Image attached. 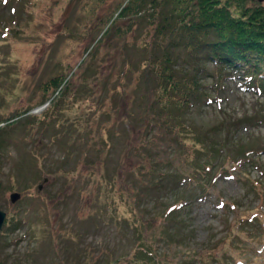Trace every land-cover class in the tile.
I'll return each mask as SVG.
<instances>
[{"label": "rangeland", "instance_id": "obj_1", "mask_svg": "<svg viewBox=\"0 0 264 264\" xmlns=\"http://www.w3.org/2000/svg\"><path fill=\"white\" fill-rule=\"evenodd\" d=\"M117 1L0 0V204L6 210L0 228L2 264H107L112 257L131 250L137 241L130 224L132 202L138 204V210L149 212L191 193L192 185L175 182L172 174L180 165L190 168L191 161L182 163L168 131L158 129L153 136L156 147L171 148L170 159H161L157 166L169 170L168 186L151 189L144 184L145 169L128 170L133 155L125 156L130 137L127 123L132 114L125 117L122 111L126 99L130 107L138 104L132 99L145 83L139 78L136 86L137 74L129 72L122 94L119 88H112L114 76L109 74L123 55L132 61L142 55L143 49L133 41L148 33V19L137 16L136 26L128 28L125 35H102L91 63L81 62L102 31L101 22L92 24L105 17ZM95 70L104 72V79H97ZM61 73L69 74L72 88L61 95L55 112L47 114L50 102L44 93L54 85L44 87V82ZM200 74L210 96L185 107L184 119L192 126L200 125L209 138L213 133L240 137L254 146L264 141V87L257 78H248L239 67L223 68V77L210 70ZM91 88L99 94L98 100L89 94ZM19 112L17 120L4 122ZM38 112L42 119L34 118L32 113ZM238 117L241 120L228 128L229 121ZM135 118L140 126L132 132L137 134L145 126L141 117ZM101 124L117 127L103 156ZM230 146L235 149L236 145ZM258 150L264 162V148ZM215 156L208 191L190 197L173 220L155 216L157 221L173 222L174 239L161 238L154 246L167 258L180 257L182 248L193 244L196 250L210 247L213 264H264L262 167L251 161L234 166L226 157ZM216 161L230 166L221 167ZM118 170L120 175L112 183L110 176ZM173 183L178 184L171 187ZM142 184L144 188L136 192ZM122 185L129 191L122 192ZM13 189L20 191L15 199L10 195ZM179 230L187 235L184 243L177 240ZM195 261L201 264L200 259Z\"/></svg>", "mask_w": 264, "mask_h": 264}, {"label": "trees", "instance_id": "obj_2", "mask_svg": "<svg viewBox=\"0 0 264 264\" xmlns=\"http://www.w3.org/2000/svg\"><path fill=\"white\" fill-rule=\"evenodd\" d=\"M121 16L125 17L124 22L119 21ZM137 16H144L148 19L146 22L148 33H143L140 39L133 41L135 46L143 49V53L133 61L130 57L123 55L118 62L117 69L109 74L114 76L112 88L115 91L120 89L122 94L126 92L129 72H136L137 82L140 78L145 83L144 88L138 90L133 99L131 98L134 104H138L130 107L128 105L130 102L126 99L122 111L125 117H129L130 113L133 116H131L132 120L127 123L130 137L125 156H128L130 152L133 155V159L127 162L129 163L128 170L145 169L144 184L151 189L169 185L167 180L169 170L157 166L161 159L163 161L170 159L171 148L168 150L169 146L163 147V145L156 147L157 144L153 137L158 133V129H162L173 135V146L180 150L182 163L191 161L190 168L180 165L174 169L172 174L176 178L175 182L180 181V184L186 187L192 185V190L188 196H178L179 199L164 203L163 208L154 209V211L138 210V204L136 206V203L132 202L129 207L132 211L130 213L132 220L128 221L137 233V241L131 250L112 257L107 264H197L196 258L200 259L201 264H213L215 257L210 247L197 249L199 251L197 254L193 244L186 245L182 248L183 253L180 257L176 258H167L164 253L157 251L154 246L156 241L161 238L171 241L174 236L171 235L173 222L157 221L155 216L159 214L160 217H165L166 221L168 218L173 220L177 213L184 210L186 203L193 196L208 191L210 180L213 178L211 159L215 153L216 158L220 156L225 159L226 157L234 166L236 163L241 165L251 161L258 167H262V172H264V162L260 161L257 154L259 148H264V141L255 143L257 146H254L240 137L232 139L213 133L214 137L209 138L200 125L192 126L184 119L185 113L183 112L185 107L194 103L199 104L210 96L208 89H205L206 85H202L200 80L202 70H210L218 77L222 75L223 68L239 67L245 71L248 78H257L256 82L264 87V1L118 0L105 13V17H99L92 24L95 26L101 22L102 31L96 43L87 47L81 62L91 63L90 57L94 53L96 44L102 40V35L113 32L125 35L128 28L136 26ZM209 62L213 63L212 68L209 67ZM61 74L52 75L44 82V87H48L49 84L54 85L52 91L44 93V98L48 99L50 104H54L51 110H47L50 104L46 107L45 113L47 114L55 112L56 106L61 103V95L65 94L68 88H72L69 74ZM104 74V72L102 74L95 72L99 80L104 79ZM137 82L136 86L140 83ZM104 83L107 82L104 81ZM92 90L95 89L91 88L89 94L92 93L93 97L98 100L99 94L96 96ZM110 106L113 107V104ZM95 109L97 110V106ZM27 110L28 108L24 109V112ZM32 114L34 118L42 119L40 112ZM20 115L21 112L12 118L6 117L7 119L3 120L4 122L15 121ZM135 115L139 116V119L141 117L142 124L145 126L144 131L138 130L137 134L132 132L140 126L135 122ZM241 118L231 119L227 127L234 126ZM116 128L115 126L114 129H110L108 124L99 126L100 150L103 151L101 156L105 151H109L110 138ZM153 129H155L154 132L149 133ZM230 144H235V149H231L233 146ZM106 146L108 147L104 150ZM63 154L67 155L69 152L64 151ZM203 158H205L204 161ZM147 159L150 160V164H146ZM125 160L126 158L123 161ZM216 163L221 167L230 166L229 163L220 161ZM119 175L120 170L113 171L110 176L111 182L114 183ZM125 180L124 178L123 182ZM163 180L166 181L163 182ZM144 184L137 187L136 192H140ZM175 184L178 183H173L171 187ZM126 190L129 191L127 185H122V192ZM145 227H149V230H144ZM178 234L180 237H177V240L186 242L185 232L179 230Z\"/></svg>", "mask_w": 264, "mask_h": 264}, {"label": "water", "instance_id": "obj_3", "mask_svg": "<svg viewBox=\"0 0 264 264\" xmlns=\"http://www.w3.org/2000/svg\"><path fill=\"white\" fill-rule=\"evenodd\" d=\"M46 177L47 176H44V178H46ZM39 185H40V183H39ZM10 195H11V199H15L16 197H18L20 195V191L17 189H13L10 192ZM5 215H6V210L0 204V228L2 226L4 219H5Z\"/></svg>", "mask_w": 264, "mask_h": 264}]
</instances>
